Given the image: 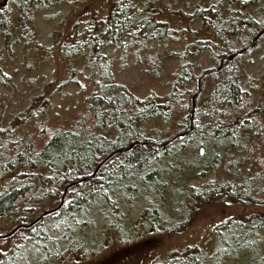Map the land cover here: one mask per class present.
Returning <instances> with one entry per match:
<instances>
[{"label":"trees","instance_id":"obj_1","mask_svg":"<svg viewBox=\"0 0 264 264\" xmlns=\"http://www.w3.org/2000/svg\"><path fill=\"white\" fill-rule=\"evenodd\" d=\"M55 1L59 0H0V39L4 48H30L36 44L34 13L48 9ZM140 6L132 0H109L103 18L83 23L81 29L60 46L61 56L85 55L90 59L92 75L99 74L102 80L93 79L94 90L85 101V111L70 127L51 129L44 122H34V127L39 129L40 147L28 131L18 134L25 126L0 132L3 134L0 177L13 169H23L11 184L0 186V222L17 215L11 228L33 222L43 212L57 208L64 189L73 184L67 189L58 211L13 235L24 234L22 245L17 251L11 248L8 255H3L1 264L82 261L88 252L84 234L100 225L102 232L119 238L127 221L122 207L135 199L154 198L160 203L166 181L175 184L180 176L182 178L189 153L201 159V149L203 153L206 149L212 151L205 163L189 173L190 177L212 175L219 169L225 171L238 155L246 153L248 158L261 155L253 145L264 146V124L257 109L250 107V84L242 80L236 65L264 40L263 35L254 47L248 48L252 38L264 28L261 21L264 0H203L195 8L191 21L199 20L210 31V36L197 40L193 51L183 53L180 69L164 98L150 94L143 100L111 81V61L104 55L109 49L110 53L124 52L146 42L173 40L167 23L156 17H140L146 13ZM246 48L244 54L224 62L223 68L216 71L221 60ZM202 52L209 54L215 67L199 69L193 63V58ZM157 64L160 61L153 56V65ZM156 69L153 67V71ZM3 72L5 63L0 58V74ZM199 79L200 92L197 93ZM0 88L9 90L10 79H0ZM194 95L196 107L190 120ZM43 112L39 115L44 117ZM31 117L27 116L26 124L34 120V116ZM150 121L156 125L151 137L144 131ZM162 124L167 125L164 130L159 128ZM33 131L31 128V133ZM181 134L182 137L175 138ZM133 143L136 145L132 149L113 155L92 177L104 158ZM255 161V170L248 172L250 175L239 172L236 180L222 186L195 190L188 186V181L182 182L179 192L184 194L183 212L191 202H203L218 194L222 201L229 197L241 204H256L264 211V157ZM160 205L144 211L146 224L151 228L162 218L165 207ZM188 212H191L190 205ZM49 220L57 222L53 228L59 235L57 239L50 237L51 228H44ZM181 224L166 232H178ZM212 233L218 239V248L212 257L200 249L189 248L171 260L155 264H217L240 257L247 264H264L262 212L231 215L213 228ZM59 244L65 245V252H61Z\"/></svg>","mask_w":264,"mask_h":264},{"label":"rangeland","instance_id":"obj_2","mask_svg":"<svg viewBox=\"0 0 264 264\" xmlns=\"http://www.w3.org/2000/svg\"><path fill=\"white\" fill-rule=\"evenodd\" d=\"M108 1L59 0L48 9L35 11L33 17L37 43L30 48L9 47L6 50L0 39V58L5 63V72L11 77L10 89L0 88V132L16 131L25 126L22 131L18 130V134L22 135L28 131L40 147L42 142L34 122H44L51 129H65L85 111V101L94 90L92 81L96 77L97 81L102 82L101 76L92 75L90 59L85 55L64 57L59 54V49L81 29L83 23L103 18ZM132 1L138 6L141 5V11L145 9V15L140 17H156L160 22L167 23L173 40L161 43L146 42L124 52L110 53V49L105 50L104 55L111 61V81L125 87L140 100L150 94L164 98L171 90L174 77L180 69L183 53L193 51L197 40H205L210 36V31L199 20L194 23L191 21L195 8L200 6L203 0ZM166 10L169 13H163ZM261 21L264 22V19ZM153 56L160 61L159 65H153ZM193 63L199 69L215 67L209 54L204 52L193 58ZM236 66L242 80L249 81L252 91L250 107L257 109L264 124V40L250 53L245 54ZM153 67L157 69L153 71ZM195 73L198 74L197 70ZM40 111H44V117L39 115ZM27 116H34V120L26 124ZM166 126L162 124L159 128L164 130ZM154 127L156 125L153 122L147 123L144 130L147 136L153 135L156 130ZM31 128L34 133H31ZM2 135L1 133L0 138ZM253 147H256L260 156L253 155L248 158L246 153L238 155L236 161L229 162L225 171L219 169L212 175L206 173L191 177L189 173L202 162L205 163L212 151L206 149V152L201 154V159L189 153L185 158L182 178L180 176L175 184L167 180L166 187L161 191L163 197L160 198V206L165 208L162 218L156 224L158 228H151L146 224L144 211L153 210L160 203L154 198L148 201L135 199L122 207L127 221L121 228L119 238L113 233L102 232L100 225L97 226L92 232L84 234L88 244L85 259L76 260L74 263L155 264L171 260L189 248L200 249L212 257L218 248V239L212 233L213 228L231 215H245L251 212H262L264 215V211L256 204H241L229 197L222 201L218 194L215 198L207 197L203 202H191L187 206L189 210L190 205L191 212H183L181 202L184 194L179 192L180 185L188 181V186L195 190H208L213 185L222 186L236 180L239 172L250 175L248 172L251 173L256 166V161L253 160L264 157V146L254 144ZM13 170L1 175L0 186L11 184L17 175L23 173L21 168ZM17 216L7 217L0 222V235L12 229ZM55 224L57 225L55 220H49L44 224V228H51L48 231L50 237L57 239L59 235L53 229ZM180 224L183 226L177 229L178 232H166ZM23 237L24 234L19 233L17 236L0 240V264L3 255H8L11 248L17 251L16 248L22 245ZM59 247L61 252H65V245L59 244ZM217 264H247V261L240 257L225 259Z\"/></svg>","mask_w":264,"mask_h":264},{"label":"water","instance_id":"obj_3","mask_svg":"<svg viewBox=\"0 0 264 264\" xmlns=\"http://www.w3.org/2000/svg\"><path fill=\"white\" fill-rule=\"evenodd\" d=\"M244 1H247V0H244ZM264 35V28L261 29L259 32H257V34L252 38L251 42H250V45L248 48H252L254 47V45L256 44V42ZM247 50L246 49H242L238 52H236L235 54H232L228 57L225 58L226 61L230 62L232 61L234 58H236L237 56H240L242 54L245 53V51ZM222 69V62L220 64V66L218 67V69L216 70L217 72H219L220 70ZM200 84H201V80L199 79L198 80V85H197V93L200 92ZM195 98H196V95H194L192 98H191V110H190V120L192 118V114H193V111L195 110V107H196V102H195ZM192 128L190 127L189 131H191ZM183 134L181 135H178L176 136L175 138L177 137H182ZM169 142L167 143H164L162 144V146H166ZM136 145V143H133L131 144L130 146H128L127 148L123 149V150H119V151H115V152H112L111 154H109L106 158H104V160H102V162H100V164L96 167V169L94 170L93 174H92V177L96 174V172L98 171V169L101 167V165H103L107 160H109L113 155H115L116 153H120V152H127L129 151L130 149H132V147ZM200 153L202 154L203 153V150L201 149L200 150ZM73 184H70L67 188L64 189L63 191V195L61 197V200H60V204L57 208L53 209V210H50V211H46V212H43L41 214V216H39L37 219H35L33 222L29 223V224H24V225H17V226H14L8 233L4 234V235H0V240H4V239H8L9 237L13 236L19 229H28V228H31L33 225H35L36 223H38L43 217H46L56 211L59 210V208L62 206L63 204V199H64V196L66 194V191L69 187H71Z\"/></svg>","mask_w":264,"mask_h":264},{"label":"snow or ice","instance_id":"obj_4","mask_svg":"<svg viewBox=\"0 0 264 264\" xmlns=\"http://www.w3.org/2000/svg\"><path fill=\"white\" fill-rule=\"evenodd\" d=\"M3 78H7V79H10L11 77L9 76V74L7 72H3L2 74H0V79H3ZM57 115H59V113H57ZM2 131V130H0ZM39 131V129H38Z\"/></svg>","mask_w":264,"mask_h":264},{"label":"flooded vegetation","instance_id":"obj_5","mask_svg":"<svg viewBox=\"0 0 264 264\" xmlns=\"http://www.w3.org/2000/svg\"><path fill=\"white\" fill-rule=\"evenodd\" d=\"M221 62H222V68H223L224 62H228V61H226L225 59H223V60L220 61V64H221Z\"/></svg>","mask_w":264,"mask_h":264}]
</instances>
